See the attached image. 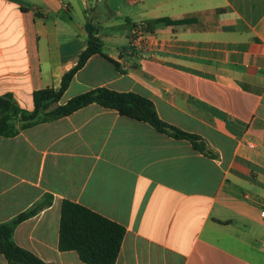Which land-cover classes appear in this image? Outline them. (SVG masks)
<instances>
[{"label":"crops","instance_id":"obj_1","mask_svg":"<svg viewBox=\"0 0 264 264\" xmlns=\"http://www.w3.org/2000/svg\"><path fill=\"white\" fill-rule=\"evenodd\" d=\"M104 13L127 30L100 28ZM91 17L103 54L68 91L145 96L218 157L97 104L0 137L11 218L52 198L15 242L48 264H84L58 249L70 200L126 227L116 264H264V0H0V95L32 110L35 90L59 88L86 49ZM164 17L188 22L157 25L145 52L129 47L135 24Z\"/></svg>","mask_w":264,"mask_h":264},{"label":"trees","instance_id":"obj_2","mask_svg":"<svg viewBox=\"0 0 264 264\" xmlns=\"http://www.w3.org/2000/svg\"><path fill=\"white\" fill-rule=\"evenodd\" d=\"M187 22L164 17L144 24L148 33L153 32L157 25H181ZM85 29L88 34L87 46L79 56L77 64L63 75L59 88H44L33 92L32 110L21 107L12 92L0 95V137L14 138L23 130L59 120L89 105L97 104L116 110L123 116L149 123L157 131L174 139L186 140L192 144L194 150L206 157H218L201 136L163 121L153 101L138 93L99 87L60 104L76 74L85 67L90 58L103 54L104 43L98 36V27L89 20ZM51 204L52 198L47 196L11 221L0 224V254L8 264H48L34 252L19 246L14 240V234L21 223L33 218ZM126 233L125 226L84 205L70 200L62 202L58 249L60 252H76L84 264H116Z\"/></svg>","mask_w":264,"mask_h":264},{"label":"rangeland","instance_id":"obj_3","mask_svg":"<svg viewBox=\"0 0 264 264\" xmlns=\"http://www.w3.org/2000/svg\"><path fill=\"white\" fill-rule=\"evenodd\" d=\"M103 5V3L101 4ZM102 9V7H101ZM92 18V19H91ZM89 18L90 21H92V23L95 25L96 23V19L94 17ZM60 19V18H59ZM58 19V20H59ZM115 20L114 24L109 23L110 19H108V14L104 13L100 18L99 21L101 23H99V27L100 28H105L104 30L106 31H120L123 32L122 29H126L128 28V26L126 25V23L124 21H121L120 19H113ZM61 22V27L64 28L66 26V19L64 20H60ZM76 22H78V19L76 18ZM70 25L69 31L73 34L77 33V28L74 24H67ZM97 26V25H96ZM111 26L116 27V28H111ZM110 27V28H108ZM64 31V30H63ZM129 37V36H128ZM123 46L127 45V39L124 38V40L122 41ZM130 47V46H129ZM86 92L84 89L79 88L77 85L72 86V88L67 92L66 94V98L68 97H74L78 94L84 93ZM1 144V143H0ZM40 203V202H39ZM37 203V204H39ZM36 204V205H37ZM13 205L11 206H6L5 205V195H4V189L2 188V186H0V224L1 223H5V222H9L11 221L13 218L12 215L16 213V209L12 208ZM64 260H69L68 258H64ZM0 264H8L5 260V258L0 254ZM50 264H57V262H52Z\"/></svg>","mask_w":264,"mask_h":264},{"label":"built area","instance_id":"obj_4","mask_svg":"<svg viewBox=\"0 0 264 264\" xmlns=\"http://www.w3.org/2000/svg\"><path fill=\"white\" fill-rule=\"evenodd\" d=\"M129 44L135 52H145L149 49L144 23H137L132 27ZM262 216L264 217V212H262Z\"/></svg>","mask_w":264,"mask_h":264}]
</instances>
